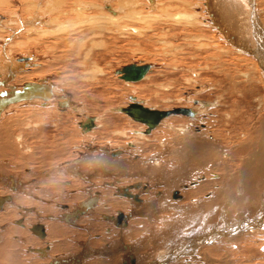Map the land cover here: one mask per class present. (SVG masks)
Wrapping results in <instances>:
<instances>
[{
  "label": "bare ground",
  "instance_id": "bare-ground-1",
  "mask_svg": "<svg viewBox=\"0 0 264 264\" xmlns=\"http://www.w3.org/2000/svg\"><path fill=\"white\" fill-rule=\"evenodd\" d=\"M55 1H57V3ZM55 1L29 0L28 1L29 6H31L32 9L34 8L35 10H40L42 15L36 14L37 18L36 17L31 19L28 18L29 20L27 21L24 18L18 17L19 18L18 22L16 21L17 28L12 29V35H10V37L6 39L4 38L3 42L9 43L10 39L13 36L17 35V33H19L21 30L23 31L24 29L26 30V28L28 27H34L36 24H39L43 28L40 27V29H38L37 31L38 35L40 33L46 35L57 33L56 34L57 48L60 46L61 47L72 46V48L78 49V51H76L77 49L75 50L77 54H79L82 50H84V52H82V54L84 53V57L81 58L83 59V62L81 63L87 64L89 61L93 59L99 61L100 59L97 60L98 58L101 59L104 58V55L106 53L105 51H99L97 52V54H94L95 52L93 51V49L99 46L100 48H102L103 47V46L101 47L102 43H106L107 37H109L108 32L111 28L110 26H112V30H113V26L118 25L119 21L121 19L123 20L124 18L133 19V22H137V20L139 19L140 22L143 23L142 21H145L148 17L150 18L153 17L154 19H157L156 20L158 22L157 24L159 25L163 24L161 27L156 26L159 29L158 34H160L162 37L163 36L170 37L172 41L173 38L179 36H183L184 39L195 40V42L196 39L200 41V40H204V38H209L204 34L205 30H203V28L201 27V26H205L208 28V31L211 32L210 38L213 40L211 43L208 42L209 40L207 41V43H202L201 41L196 42V46L194 49L193 47H191L192 46L191 41L187 40V42L174 44L172 49V53L174 54V56H176V54H178L177 51L184 50V47H187L185 50L186 51L185 55L182 54L183 56L178 58L181 60V62L177 60L176 64L179 63L182 64L183 61L192 59L188 63V65L187 63L185 64V62H183V66L185 64V68H184V70L186 69L185 77L187 76L185 79L187 82L193 84L194 92L204 95L203 93L205 91L209 90L211 92L214 90H218L216 94L213 93L216 98V100L213 98L215 103H210L208 101L206 102L201 100L194 101L193 99L194 105H197L198 107L186 108L192 112V116H187L188 118H190V120L187 119L190 122L189 124L191 125L192 121L194 119H197L200 113H203L202 118H205L207 116L210 117L209 114L212 115L213 111L215 112V114L213 115L212 118L210 117V119L213 120L215 123V121H217L216 112L218 111V114L220 113L218 109L216 111V105H218L217 103L221 104V102L219 101H222L223 97H225V94H228V98L232 99V101H228L231 103L229 105L235 104L234 105L236 106L235 107L236 110H234L235 113L239 110H243L244 114L248 112L245 110V107L249 106L248 102H244L242 101V99L243 98L247 99L249 98V96L250 97L253 96L252 99L258 102V106L261 105V107L262 106L264 107V30L261 29L260 26L261 24H259L257 21L258 14H256L257 12L254 8L255 6L254 0H236V3L235 0H229L232 2V4L227 3L229 1L226 2V0H224L225 2H222L223 0H195L194 2H189V0L188 1L178 0V2L182 4V6L185 5L188 7L183 11L176 10L178 12L175 13L174 12L172 13V11L168 12L169 11L168 9V11L158 16L154 15L152 11V10L156 11V9H158V6L156 5V0H147L148 3H145L147 5V10H145L147 11L146 13L145 12L143 13L140 10V7H144V5L142 4L144 2H142L141 3L142 5L140 6L138 4V2L140 1L138 0H122V1L121 0H55ZM53 3L55 4V6L57 4L56 7L57 10L55 15H52L50 17L49 15V13L51 12L50 7L54 5ZM42 4L44 7L40 8L39 5ZM240 4L242 5L240 6ZM136 5H139V9H137ZM197 5H200V9H201V11L199 10L200 13L199 11L196 12L194 10L195 8H193ZM163 8L161 10H163ZM32 9H31V14L29 16L32 15ZM143 9H145V7ZM241 15L244 16L243 19L238 18ZM126 23H125V27H126ZM132 23L128 25L131 26ZM119 25L117 30L121 31L123 26H119ZM121 25H124V23ZM125 27L123 28L124 30H126ZM196 27H201V28L196 29ZM122 32L123 31H121V33ZM6 43L4 45H7ZM4 45L0 47V71H1L0 75L2 73L3 77L7 76V78L9 79L12 78V76L15 73H17V71L21 70L22 66H24V65H19L17 63H27L30 58L24 57V58L16 59L17 62L16 63L15 59L11 58L10 56H7L8 54H6L7 51L4 49ZM167 51L169 52L170 50ZM173 54L172 56H170V58L174 57ZM195 59L196 60L202 59L203 61L197 62L196 64H192V62ZM172 61L174 62L175 60L172 59ZM30 62H32V60H30ZM144 65L145 64H142L141 66ZM240 65L241 66L248 65V68L246 70H241V68L240 69L238 68L240 67ZM147 66L149 68L141 78L143 80L148 77L147 74L150 71L151 65L147 64ZM173 66L174 64L172 63V68ZM234 67L236 69L235 71H234ZM182 69L183 68H181V70ZM178 71H180V69ZM233 71L236 72L235 76L232 73ZM103 72L104 71L97 64L94 67L92 64V66L89 67V70H87L86 74H83L84 77L83 76L81 77L87 79V76H90L91 79L96 75L103 74ZM174 72H176V70ZM207 73L214 75H210L209 77ZM116 76H119L121 78L122 72L120 75L117 73ZM121 79L123 80L124 78ZM125 80L123 81L127 83V85L131 82L139 81V80H127V81ZM255 80H257L260 84L258 88L254 86V90L258 92L257 95H254V92L251 91L252 89L245 90V88L250 87V85H252ZM221 82H224L225 84L228 85L227 92L226 90L224 91V89H222L221 86L219 85ZM4 83H5L4 81H0V102L5 100L6 101L9 100L10 102L2 107V109L0 110V117L3 116V114L6 111H10L11 109H16V107L18 108V105L21 104L26 105L28 103L37 102V104H40L41 107H46V104L50 99L56 98L54 96L56 95L55 94L56 88H54L52 84L48 83L44 79H39L38 81L35 82H27L25 83V85L26 84L39 85V86L51 85L52 98L48 100H42L40 98L17 99L15 98V94L18 93L19 91H22L25 85H23L21 88H14L10 85H7L6 87L9 90L2 91L3 89H5L2 87ZM242 85L245 87H242ZM78 87L82 88V86H78ZM88 91L89 90L87 89V92ZM236 95L237 98H234ZM59 100H57L58 102L57 106L62 110L69 106L68 100H63V101H59ZM132 103H137L149 110H155L153 108L151 109L144 106L143 102L141 103V101L139 102L132 101ZM256 105L257 104H255V106ZM121 108H123V106L116 108L115 111L118 113L125 114L126 116L131 118L126 113L121 112L120 111ZM113 110L111 112H113ZM204 111H208V112L206 113ZM223 112L226 114L224 115L227 116L224 117L226 119H228V117L230 118L231 116L232 117L235 116V115L227 114L226 111ZM178 116H185V115H178ZM249 116L250 115H248V117ZM168 117H165L164 119ZM238 118L236 119L238 120ZM96 119L89 118L86 119L84 122H78L77 125L78 130L80 129L81 133H89V131H91L95 127L94 121H96ZM210 119H208L209 121L207 122L206 126L204 124H201L199 127H195L196 130L194 129V131L196 133L195 132L193 133L192 130H190L191 129L190 125L187 128H182V127L177 128L178 130L169 126L172 130L175 131V133L178 132L177 135L180 137L177 138H180L178 141L180 144H182V147L181 148L178 147V148L183 150L184 152H182L181 150L180 151L177 150V147H176L177 150L176 152L173 149L170 150L169 149L170 146L169 147L166 146L167 144L165 143V141H161L162 143L160 145L163 146V149L160 148L159 150H157V152L155 153L153 152L149 156L141 159L138 155H134L136 151H138V149L140 148H137V144L135 145L136 142L134 143L129 141L126 147L128 151L131 150L133 152L132 155L133 157H131L130 155L131 158H126L124 155L122 156V154L125 153H123V151L121 150H117V151L114 150L111 152L105 149H101V151L98 154L95 153L96 156L94 154L91 155L90 154L91 151L89 150V152L86 153L87 154L86 157L83 156V158L81 159H73L70 160L65 165L57 164V166L53 167L52 169L40 171V175H38L37 179L35 178L36 180H33L35 182L25 178V176L19 173H14V172L7 173V171L6 174L1 173L0 174V186H1L0 187L1 190L0 192V264H201V263L211 264V262L209 263L208 261L209 258L208 259L203 258L206 252L205 250L204 252L203 249H205L212 243L214 244L215 242L216 243L222 242L223 240L224 242H226L229 238H233V237L235 238L236 235H245L247 232L254 233L255 231L258 232L264 231L263 208L262 210L261 209L259 210L260 212H258V215L262 217L257 219L250 218L249 216L240 215L241 217H234V219L232 220L230 219L226 220L224 216L225 214L221 212V214L223 215L219 214L220 218L216 224H224V225H217L213 229H211L210 227H205L202 229L203 232H199V231L192 232L195 230L190 231L197 223L207 225L210 224V220H214V219H210L212 215L211 217L210 216L206 217V215L213 210L209 203L212 202L211 201V199L213 198L212 195L215 196V194L214 193L211 194L212 197L209 199L210 195L207 194L205 190H202L205 189V186L207 184L203 185L204 186L203 187L201 185V182L206 181L205 178L207 174H208L207 177L208 178L210 177V180L212 181L213 179L216 180L219 179L220 178L219 173L221 171L218 172V170L221 169V166L223 164L222 165L220 164L221 166L219 169L216 168L217 171L214 170L216 171V173L215 172L207 173L206 171L205 173L206 176L204 175V173H202V170L205 167L200 166V168L203 167V169L200 170V173H202L201 175H198L197 171H195L196 174V176L194 175L195 177L186 181V183H182V181H180L185 172L190 173L192 171V169H189L190 168L189 165H186L188 166L186 168L184 161L182 159V158L185 159V156H187L186 152L192 151L193 148L200 151L204 148L206 149V147H208V149L209 147L212 149L214 144L219 142V139L222 138L219 137L218 139L217 136L215 137L214 133L215 131H217L216 130L217 126H214L213 125L214 123L210 122ZM200 121L202 122L203 119ZM135 122L140 123L139 121H135ZM166 122H167L166 120L162 119L157 124V126L151 129L149 132H146L147 125L144 123H140L143 125V129L135 130L133 132L135 133V136H137L138 138L144 139L147 138L151 133H153L154 130L160 128L161 126L162 127L165 126ZM240 122L241 121H239V123ZM258 122L257 124L263 125L262 130L260 131V135L258 137L259 140L257 139L258 143H256L258 145V150L249 155L251 157V160H249V163H246L247 166L246 164L245 166L243 165L244 166L242 169L243 172L238 174V176L241 178V181L237 182V180L234 179L233 175L231 176L230 173H226L228 172L229 169H226V171L222 173L223 176L225 173L226 175L224 176L225 180L222 181L221 184H225V186L227 187L226 191L228 192L225 195H227V197L229 198L228 199L229 201L227 202L226 200L222 202V205L226 203L228 206L234 208V212L241 210V207L239 206L240 203L244 204L243 209L244 211H247L246 213L253 211L252 210L253 207L252 206L250 207L248 202L245 203L246 200H252L255 202L256 201L255 199H259V201L257 202H259L260 204L256 203L255 205L257 210L260 207H264V116L263 119H259ZM233 124H235V122ZM228 133L231 134L230 131ZM219 134L220 133L218 132V135ZM222 134L224 135V133ZM10 135L12 134L10 133ZM244 135L246 136V134ZM184 136L186 138H184ZM201 136L203 138H201ZM18 138H20V136H18ZM140 139L137 140L140 141ZM227 141H225V143ZM240 141L242 140H239V142ZM244 141L248 142L249 140H244ZM173 142L175 141L172 140V143ZM249 146L251 147V145ZM224 148H226V146ZM0 149L1 150L6 149V144L2 143ZM211 149L209 153L211 152ZM230 149L228 151H230ZM243 150L246 149L243 148ZM252 150H254V148H252ZM224 151L222 153L226 152ZM16 152H20V151L16 150ZM125 152L127 153V151ZM218 152L219 150L216 153L217 156H218ZM143 153H145V151ZM167 153L169 154L166 157L165 155ZM171 155H173V157L175 156L174 158L178 160L176 163H173L172 160L173 157ZM219 156L218 158L221 159ZM93 157L95 158L93 159ZM186 161H190V160L188 159ZM251 161L253 163H250ZM144 165H146V167ZM218 166L219 164H217V167ZM185 168L186 171L184 172ZM232 172L231 174L234 173ZM27 174L29 173L27 172ZM137 175H138V180L140 181L136 180L137 178H134ZM29 176H32V173ZM105 176H107L109 179L110 177L114 178V181L113 182L112 181L110 182L109 180H108L109 182L105 181L106 179V178L104 179ZM122 176L124 177V179L122 178L118 179L119 177ZM221 178L223 180V177ZM42 179L44 181V184H42L44 185L43 186L44 188L41 187L42 185L40 184L36 185ZM45 179L48 180L46 181ZM96 180L98 181L95 182ZM239 180L240 179H238V181ZM83 181L88 184V189H86L87 193L90 191L92 192V194L91 193L88 194L89 197L82 198V200L80 201L79 198L78 199L79 202L77 201V203L74 205L72 204H70V206H68V204L67 206L62 205V208L66 210L62 216L55 217L56 213H58L56 210H55L56 211L55 214L51 213V216H48L47 218L44 215H42V213L44 214L46 211H50L51 209V208L50 209L47 208V210H45L44 208L45 206L42 205V204L45 205L44 203L45 201L43 202L44 199L41 197L42 195L47 194V192H49V194L50 193L55 194V192L57 193L59 191V194L60 192H64V195L66 196L65 198L61 197V199L58 196V198L60 200L62 199L67 200V198H69V195H72L69 192L74 191L77 193V189L78 188L80 189V186L83 184L82 183ZM122 181H125L126 183H122ZM260 184L261 186H263L261 187V191L259 190ZM176 185L179 188L181 187L184 191L193 189L192 187L200 185L201 187H199L198 189L195 188L194 191L191 192L189 191L186 192L185 194L183 193L188 198L191 196L190 197L191 199H193L192 196L198 194L199 192H201V190L205 191L207 195L206 194H205L206 196L203 195L202 199L198 200L199 196L201 195V193H199L198 198L196 200L193 199L190 202H185L186 197L185 196L183 197L182 192L179 190V188L178 189L175 188ZM102 186L106 187V189L103 188ZM211 187L213 188L212 185ZM33 188H35L34 191L39 192L38 195L33 192L32 190ZM97 188H102V191L99 192L100 189L97 191ZM138 190L139 192H136ZM218 191L221 192L220 187ZM257 195H259V198H257ZM216 197L218 196H215V198ZM71 198L73 199V197ZM218 199L219 198H217V200ZM252 204L254 203H251V205ZM205 205H209L211 209L206 211ZM197 206L199 207V212H197L198 211ZM215 206L217 207V205ZM224 207L226 206L224 205ZM18 209L20 210L19 212ZM128 209H130L129 213H123L120 211V210L128 211ZM30 214L34 215L31 218L34 223L32 222V224L30 223L29 225V222L31 221H30V217L28 216ZM98 216L99 217L101 216V219L104 222H109L114 227L111 226L112 228H109L110 226L108 225L107 228H105V226L101 228V224H100L101 221H98L99 222L98 223L96 222L95 219ZM222 221L223 223H221ZM80 223H82L84 226H82ZM74 227H77L79 229V230L77 229L78 231L83 230L84 232L88 233L86 235V238L82 242L76 241L75 239L76 237L83 238V235L78 233ZM263 233L264 232H262L261 234ZM254 235L256 236L255 233ZM25 244L26 245L28 244L30 246H25ZM168 245L169 247H166ZM143 251H151L152 255L149 254V252L147 253Z\"/></svg>",
  "mask_w": 264,
  "mask_h": 264
},
{
  "label": "rangeland",
  "instance_id": "rangeland-1",
  "mask_svg": "<svg viewBox=\"0 0 264 264\" xmlns=\"http://www.w3.org/2000/svg\"><path fill=\"white\" fill-rule=\"evenodd\" d=\"M28 1L29 0H0V47L6 43V42L5 43L3 42L4 41L3 39L10 37V35H12V29L17 28L16 23L18 22L19 18H24L27 21V20H29L28 18H30V19L35 18V17L37 18V15H42L40 10H35L34 8L32 9V7L29 6ZM138 1H140V2H138V4L140 6L143 4L145 7V9H143L144 7H140V10L143 13L144 12L146 13L147 11H145V10H147V5L145 3H148L147 0H143V1L138 0ZM194 1L195 0H191V1L189 0V2H194ZM227 1H229V0H226V2ZM21 2H22V4H21ZM55 2L57 3V1H55ZM142 2H144V3H142ZM222 2H225V1L223 0ZM254 2H255L254 8L257 12L256 14H258L257 15L258 16L257 21L259 24H261L260 25L261 29L264 30V0H263V2H262V0H254ZM227 3L232 4L231 1H229ZM235 3H236V0H235ZM175 4H177V5H175ZM139 5H136L137 9H139ZM156 5L158 6V9H156V11L152 10L153 14L156 16H158L162 13H165L166 11H168V9H169L168 12L172 11V13L173 12L175 13V12H178L176 10H179V11L182 10L183 11L184 9H186L188 7L185 5L182 6V4H180L178 2V0H172V1H170V0H156ZM178 5H179V7H178ZM241 5L242 4H240V6ZM164 6H166V7H164ZM258 6H259V9H258ZM39 7L42 8L44 6L42 4V5H39ZM56 7H57V4H56V6L54 4L50 7V10H51V12L49 13L50 17L52 15H55L56 10H57ZM173 7H175V8H173ZM162 8H163V10H161ZM189 8H191V7H189ZM193 8H195L194 10L196 12H198L199 10L201 11L200 5H197ZM31 9H32V15H34V16H32V15L29 16L31 14ZM164 9H165V11H164ZM170 9H172V10H170ZM260 9H261V11H260ZM157 10L159 13L157 12ZM33 11H35L36 13ZM200 11H199V13H200ZM154 12H156L157 14ZM33 13H35V14H33ZM259 15H261L263 17H261ZM243 17L244 16L241 15L238 18L243 19ZM136 20H134V21H136ZM156 20L157 19H154L153 17H151V18L148 17L145 21H142L143 23H141L139 19L137 20V22H133V19H130V18H126V19L124 18L123 20L121 19L119 21V24L121 22V24L124 23V25L118 24L119 26H123V28H124L125 23L127 22L126 27H125V29L127 31L122 28L121 29V31H123L122 33H121V31L117 30L118 25L113 26V30L116 29L115 31H113L112 26H110L111 28L108 32L109 37H107V42L102 43V45H101V47L103 46L102 48H100V46H99V47H95L93 49V51L95 52L94 54H97V52H99V51H105L106 53L104 55V58H102V59L98 58L97 60L100 59L99 61H96L93 59V60L89 61L87 64L81 63V62H83V59H81V58L84 57V53L82 54V52H84V50H82L79 54H77L76 51H78V49L72 48V46H70V47H66V46L61 47L60 46L57 48V35H56L57 33H53L51 35L50 34L46 35V34L40 33L38 35L37 31H38V29H40V27H42L39 24H36L34 27H28V28H26V30L24 29L25 31L21 30L22 33L20 30H18L20 32L17 33V35L13 36L10 39V42L6 43L7 45H4V49L7 51L6 54H8L7 56H10L11 58L15 59V62H16V59H19V58L29 57L30 59L28 60L27 63H17L16 62L17 64L24 65V66H22L21 70L17 71V73H15L16 75L14 74L12 76V78L8 79L7 76L3 77V74L1 73L0 81L5 82L4 85H2V87L5 89H3L2 91H6V90L8 91L9 90L6 87L7 85H10L14 88H21L27 82H35V81H38L39 79H44L48 83L52 84L54 88H56V91H55L56 95H54L56 98L50 99L48 101V103L46 104V107H41V105L37 104V102L28 103L26 105L25 104L24 105L23 104L18 105V108L16 107V109H11L10 111H6L7 113L5 112L3 114V116L0 117V134L3 135V136L0 135V147H1L2 143L6 144V149H4V150L0 149V174L1 173L6 174V171H7V173H10V172L19 173V174H22L23 176H25V178L33 181V180L37 179L38 175H40V171L52 169L53 167L57 166V164L65 165L70 160H73V159H81V158H83V156L86 157V155H87L86 153L89 152V150L91 151L90 152L91 155L92 154L95 155V153L98 154L101 151V149H105V150H108L111 152L114 150L115 151L121 150V151H123V153H125V154H122V156L124 155L126 158H131V157H133L132 156L133 152L131 150L128 151L127 147H126L127 143L129 141L134 142V143L136 142L135 145L137 144V148H140V149H138L139 153H138V151H136V153L134 155H138L141 159L149 156L153 152L154 153L157 152V150H159L160 148L163 149V146L160 145L162 143L161 141H165V143L167 144L166 146H168V147L170 146L169 147L170 150L173 149L175 152L177 150L180 151L181 149H179V148L182 147V144H180L178 141L180 138H177L180 136L177 135L178 132L175 133V131L172 130L170 127H173L176 130H178L177 128H181V127L187 128L190 125L189 124L190 122L188 121V120H190V118H188L187 116H178V115L175 116V115H173V116H170L166 119H163V120L167 121L165 126H163V127L161 126L160 128L156 129L157 131L154 130L153 133H151L152 135L150 134L147 138H144V139L141 138L140 139L137 136H135V133L133 131L143 129V125L133 121L131 118H129L125 114L118 113L115 111V109L118 107H122V106L126 107L127 105L132 103V101H137V102L141 101V103L143 102L144 106L151 108V109L153 108L155 110H160V111H168V110H172L174 108H190V107L196 108L198 106L194 105L193 99H194V101L195 100H197V101L201 100V101H206V102L208 101L210 103H215L214 99L216 100V98H215L213 93L216 94L218 92V90H214L215 92L214 91L210 92L208 90V91H205L203 93L204 95H201L200 93L194 92V86L192 83H189L186 81V79H185L187 77V76L185 77L186 69L184 70L185 64L187 63V65H188V63L192 59L183 61V62H185L184 66H183V62H182V64H180V63L176 64L177 60H179L181 62V60L178 58L183 56L182 54L185 55V52H186L185 50L187 47H184V50L177 51L178 54H176V56H174V54L172 53V49H173L174 44L181 43V42H187V40L191 41V43H192L191 47H193L194 49L196 46V42L201 41L202 43H207V41L209 40L208 42L211 43L213 41L210 38L211 32L208 31L207 27L201 26L203 28V30H205L204 34L209 38H204V40H200V41H198L196 39V42H195V40L184 39L183 36H179V37L173 38V41H172V39L170 37H167V36L162 37L160 34H158L159 33L158 27L159 26L161 27L163 24H160V25L157 24L158 22ZM151 21H154V22H151ZM130 23H132L131 26L128 25ZM14 24H15V26H14ZM3 25H6V26H3ZM156 26H158V27H156ZM201 27H196V29H200ZM29 30H31V31H29ZM207 31L209 32V34ZM113 32H115V33H113ZM111 35H113V36H111ZM162 41H163V43H162ZM166 43L168 44V46ZM98 44H101V43H98ZM167 50H170V51L168 52ZM172 54L174 57L170 58V56H172ZM63 55H65V56H63ZM60 56H61V58H60ZM231 57H234V56H231ZM25 59H27V58H25ZM172 59H174L175 61L173 62ZM30 60H32V62H30ZM199 60H201V61H199ZM202 61H203L202 59H198V60L195 59L192 62V64H196L197 62H202ZM99 63H100V65H99ZM172 63L174 64L173 68H172ZM92 64H93V67L96 66V64L99 67H101V69L104 71L103 74L96 75L95 77H93L91 79H90V76H87V79L82 78L81 76L84 77L83 74H86L87 70H89V67H91ZM142 64L151 65V67H150L151 72L150 71L148 72V74H147L148 77L144 80L141 79L139 81L129 83L131 85H129V84L127 85V83H125L123 81L125 79H123V80L121 79L123 77L120 78L119 76H116L117 73L119 75L121 74V72H119V71H121V69L125 66H129V65L141 66ZM179 66H180V68H179ZM181 68H183V69L181 70ZM238 68L239 69L241 68V70H246L248 68V65H242V66L240 65V67H238ZM179 69H180V71H178ZM175 70H176V72H174ZM235 70L236 69L234 67V71ZM234 71L232 73L235 76L236 72H234ZM210 75H214V74H208L209 77H210ZM74 81H76V82H74ZM125 81H127V80H125ZM78 83H80V84H78ZM95 84L97 85V87ZM219 85L221 86L222 89H224V91L226 90V92H227V89H228L227 84H225L224 82H221ZM259 85H260L259 82L257 80H255L253 82V84L250 85V87L245 88V90H251L252 89L251 91L254 92V95H257L258 92H256L254 90V86H256L258 88ZM78 86H82L83 89L81 87H78ZM242 87H245V86L242 85ZM87 89L89 90L88 92H87ZM103 89H105L106 91ZM91 91H93V92H91ZM101 95H103V96H101ZM237 95H239V94H237ZM237 95L234 98H237ZM252 97L249 96V98H247V99H244V98L242 99V101L248 102L249 106L245 107V110L248 112L244 114L243 110H239L236 112L237 113L236 114L234 112V110H236L235 109L236 106H234L235 104L229 105L231 103L228 101H232V99L228 98V94H225V97H223V99L221 98L222 101H219V102H221V104L217 103L218 105H216V111L218 109L220 113L218 114V111L216 112L217 113V121H215V123L213 120L210 119V117L212 118L213 115L215 114V112L213 111L212 115L209 114L210 117L207 116L205 118H202L203 113H200V115H199L200 117L198 116L197 119H194L190 125V127H191L190 130H192V132L194 133L195 127H199L201 124H204L206 126L207 122L209 121L208 119H210V122L214 123L213 124L214 126H217V128L216 127L215 128L217 131L219 130L218 132L220 133L218 135V132L215 131V133H216V134L214 133L215 137L217 136L218 139H219V137L223 138V139L220 138L219 139L220 143L219 142L215 143L214 146L212 147V149L210 147H209V149H208V147H206V149L204 148L200 151V150L193 148L192 151L186 152L187 156H185V159L182 158L185 166L189 165V167H190L189 169H192V171L190 173L185 172L186 168L188 167V166H186V168L184 170L185 173L183 174V176L180 180V181H182V183H186V181L195 177L196 176L195 171H197L198 175H201L202 173H204V175H205L206 171H207V173H210V172L216 173V171H217L216 168L219 169L220 166L223 164L221 166V169L218 170V172L221 171L219 173V175H220V178L223 177V180H222V178L221 179L219 178L220 181H219V179H217V180L213 179V181H212V180H210V177L209 178L207 177L208 176V174H207V176L206 175L205 176L208 179L205 178L206 181L201 182L202 186L207 184L205 186V189H202V190H205L207 192V194L210 195L209 199L213 196V198L211 199L212 202L209 203L213 210L211 211L212 213L210 212L209 214L206 215V217H208V216L211 217V215H212V217L210 219H214V220H210V224H207V225L197 223L192 229L190 228L191 230L189 229L190 231L195 230L192 232H197V231L203 232L202 229L205 227H210L211 229H213L217 225H224V224H216L220 218L219 214H221V212H223V214H225L224 216H225L226 220L227 219L232 220V219H234V217H241V216H249L250 218H253V219H257V218L262 217V216L258 215V212H260L259 211L260 209L261 210H262V208L264 209V207H260L257 210V208L255 206L256 203L260 204L259 202H257V201H259V199H255L256 200L255 202L252 200H246L245 201V203L248 202L250 207L252 206L254 208V206H255L254 209L252 208L253 211L249 212L250 214L246 213L247 211H244V209H243L244 204L243 203L239 204V206L241 207V210L236 211V209H235L236 212H234V208H232L231 206H228L226 203H224L222 205V202H224L226 200H227V202L229 201L228 200L229 198L227 197V195H225L228 192V191H226L227 187L225 186V184H221V182L225 180L224 176L226 175V173H230V175L231 176L233 175L234 179H236L237 182H240L241 178L238 176V174L243 172L242 171L243 167L245 166L246 163H249V160H251V157L249 155L258 150V145L256 143H258L257 139L260 135V131L262 130L263 125L257 124V122L259 121V119H263L264 107L263 106L261 107V105L258 106V102L254 101V99H252ZM191 98H192V101H191ZM225 98H226V101H225ZM57 100H59V101L68 100L69 109H68V107L64 108L63 110L61 108H59L57 106V103H58ZM255 104H257V105L255 106ZM221 105H223V106H221ZM232 108H233V110H232ZM111 109L112 110L114 109L113 112H111L112 111ZM200 111H203V110H200ZM208 111H204V112L207 113ZM223 111H226L227 114L235 115V116H233V117L231 116L230 118L228 117V119H229L228 120V119L224 118L227 116H225L226 114ZM255 111H256V113H255ZM247 114L250 116L248 117ZM89 118H91V119L97 118L96 119L97 122L94 121L95 127L91 131H89V133H81V130L80 129L78 130V128H77L78 122H84L86 119H89ZM231 118H232V120H231ZM236 118H238L239 121H241V122L243 121V122L242 123L240 122L241 123L240 124ZM199 119L200 120L203 119V121H202L203 123ZM234 122H235V124H233ZM198 123H199V125H198ZM216 123L220 124V125H217ZM222 123H223V125H222ZM16 125H18V126H16ZM247 126L248 127L250 126V127L248 128ZM252 127H253V129H252ZM232 129H234V130H232ZM229 131L231 132V134L228 133ZM247 131H249V132H247ZM9 132L12 135H10ZM236 132H237V134H236ZM222 133H224V135ZM238 133H239V135H238ZM244 134H246V136ZM231 135H234V136H231ZM18 136H20V138H18ZM186 137H187V135H186ZM186 137L184 136V138H186ZM233 137H235V138H233ZM241 137H242V139H241ZM201 138H203V137L201 136ZM137 139H140V141ZM135 140H137V141H135ZM172 140H174L175 142L172 143ZM224 140L225 141L228 140L230 142L227 141L225 143ZM239 140H242L243 143H242V141L239 142ZM244 140H249V141L246 142ZM238 142L242 145H240ZM225 144H227V145H225ZM229 144H230V146H229ZM249 145H251V147ZM255 145H257V146H255ZM225 146H226V148H224ZM176 147H177V150H176ZM230 147H231V149H230ZM118 148H120V149H118ZM141 148H144V149H141ZM217 148H218L219 152L221 153L220 154L218 152V156L220 155L219 157L221 159H219L217 154H216L218 151ZM227 148H229L230 151H228L229 149H227ZM243 148H245L246 150H243ZM252 148H254V150H252ZM185 149H186V147H185ZM210 149H211V152L209 153ZM225 149H227V150H225ZM16 150L20 151V152H16ZM56 150H57V152H56ZM143 150L145 151V153H143L144 152ZM206 150H207V152H206ZM95 151H97V152H95ZM125 151H127V153ZM146 151H148V152H146ZM181 151L184 152L183 150H181ZM223 151L225 153H222ZM128 152H130V153H128ZM205 153L210 154V155H207ZM168 154L169 153H167L165 156L167 157ZM130 155H131V157H130ZM221 155H223V156H221ZM171 156L173 157V155H171ZM174 157L172 158V160H173V163H176L178 160H176V158H174ZM94 158L95 157H93V159ZM188 159L190 161H186ZM235 159H236V161H235ZM250 163H253V162L251 161ZM217 164H219L218 167H217ZM94 165H95V163H94ZM144 166L146 167V165H144ZM200 166H203L205 168L204 169H203V167L200 168ZM246 166H247V164H246ZM37 167H39L40 170ZM207 168H208V170H207ZM234 168H235V170H234ZM226 169H229L230 171L232 170L234 173L231 171L233 173V174H231V172L228 170V172H226L223 176L222 173H224V171H226ZM170 170H173V169H170ZM200 170H202V173H200ZM214 170H216V171H214ZM26 171L29 174H27ZM31 173H32V176H29V175H31ZM121 178L124 179L123 176L119 177L118 179H121ZM134 178H137L136 180H138V175L135 176ZM186 178H187V180H186ZM237 178L240 180L238 181ZM104 179L107 182H109V181L113 182L114 181V178L110 177V179H109L107 176H105ZM45 180L47 181L48 179H45ZM97 181L98 180H96L95 182H97ZM138 181H140V180H138ZM226 181H227V179H226ZM33 182H35V181H33ZM213 182H214V184H213ZM217 182L218 183L220 182L219 183L220 185ZM82 183L83 184L80 186V189L79 188L77 189V193H79L80 196H79V194H77L74 191H73L74 193L69 192L70 194L73 195V196L69 195V198H67V200L69 202L66 199L60 200L61 197L65 198L66 195H64V192H60L61 195L59 194V191L57 193L55 192V194L54 193L49 194V192H47V194H45V195H42L43 193L41 194L42 196L39 195L44 199L43 202L45 201L44 202L45 205L42 204L43 206H45L44 207L45 210H47V208L48 209L51 208L50 211H46V212L44 211L45 213L44 214L42 213V215H44L47 218L48 216H51V213L55 214V212L57 211L58 213H56L55 217L62 216L63 213H65V211H66L62 208V205H64V206L65 205L67 206V204H68V206H70V204L74 205L77 203L79 198H80L79 199V201H80V200H82V198L89 197L88 194H90V193L92 194V192L90 191L87 193L86 189H88V184L84 181ZM122 183H126V182L122 181ZM39 184L40 185L44 184L43 179L41 181H39L38 184H36V185H39ZM261 184H263V183H261ZM261 184L259 186L260 191H261V187H263V186H261ZM211 185L213 186L214 189L211 187ZM43 186L44 185H42L41 187H43ZM72 187H75V186H72ZM199 187H201V186L200 185L195 186V187H192L193 189H189L187 191H184L181 187L179 188L177 185L175 186L176 189L179 188V190L182 192L183 197L184 196L186 197L185 202H190L193 199L196 200L198 198L199 193H201V195L199 196L198 200L202 199L203 195L204 196L207 195L206 192L202 191V190L198 194L192 196L193 199H191L190 198L191 196H190L189 197L190 200L186 195H184L186 192L194 191L195 188L198 189ZM219 187L221 189V192L218 191ZM103 188L106 189V187H103ZM34 189L35 188L32 189L33 192L38 195L39 192L34 191ZM95 189H96V186H95ZM207 189H209V190H207ZM98 190L100 192V191H102V188H97V191ZM81 191H82V193H81ZM209 191H211V192H209ZM260 191H259V193H260ZM0 192H1V190H0ZM136 192H139V190ZM203 192H205V193H203ZM213 193L215 194V196H218V197L215 198L214 195L211 196V194H213ZM235 194H237V193H235ZM58 196L60 199L58 198ZM49 197H50V199H49ZM71 197H73V199ZM55 198H57L58 200ZM217 198H219V199L217 200ZM257 198H259V195H257ZM209 199H207V200H209ZM213 202L215 203V205H217V207L214 205ZM251 203H254V204L251 205ZM224 205L226 207H224ZM198 206H197V210H198L197 212H199ZM210 206L205 205L206 211L211 209ZM230 208H231V211H230ZM129 210L130 209H128V211H126V210H123V211L120 210V211L123 213H129ZM19 211L20 210L18 209V212ZM51 211H53L54 213ZM59 211H61L62 213ZM223 214H221V215H223ZM32 216H34V215L30 214L28 216V217H30V221H31V222H29V225H30V223L32 224V222H33L31 219ZM33 218H35V217H33ZM95 219H96V222L101 221V223H100L101 228H103L104 226H105V228H107L108 225L110 226L109 228L114 227L109 222H104L101 219V216L100 217L98 216ZM102 223H103V225H102ZM221 223H223V221ZM80 224L82 226H84L82 223H80ZM74 228H75V230L78 229L77 227H74ZM78 230H77V232L82 234L83 238H77L76 237L75 239H76V241L82 242L86 238V235L88 233L84 232L83 230H80V231H78ZM262 232H264V231H259V232L255 231L254 233L256 234V236L254 235V233H248L247 232L245 235H236L238 237L235 236V238L234 237L229 238L230 240L226 239L227 240L226 242H224V240H223L222 242H217V243L215 242L214 244L212 243L211 245H209L208 247L203 249V251L205 250L206 252H208V253H206L204 251L205 256L203 258H205V259L209 258L208 261H209V263L211 262V264H264V233L261 234ZM251 234H253L254 236ZM127 240H128V238H127ZM25 246H30V245L25 244ZM166 247H169V245ZM197 250H198V247H197ZM143 252H147V253L149 252V254L152 255L151 251H143ZM201 253H202V250H201ZM209 256H211V257H209Z\"/></svg>",
  "mask_w": 264,
  "mask_h": 264
},
{
  "label": "water",
  "instance_id": "water-1",
  "mask_svg": "<svg viewBox=\"0 0 264 264\" xmlns=\"http://www.w3.org/2000/svg\"><path fill=\"white\" fill-rule=\"evenodd\" d=\"M148 66H135L129 65L121 69L122 77L126 80H140L148 70ZM17 99H33L40 98L42 100H48L52 98V86L51 85H30L26 84L22 91L15 94ZM10 101H1L0 110L3 106L7 105ZM121 112L129 115L133 120L139 121L147 125L146 132H149L157 124L170 115H185L192 116V112L186 108H174L168 111L149 110L142 107L137 103H130L127 107L120 109Z\"/></svg>",
  "mask_w": 264,
  "mask_h": 264
}]
</instances>
